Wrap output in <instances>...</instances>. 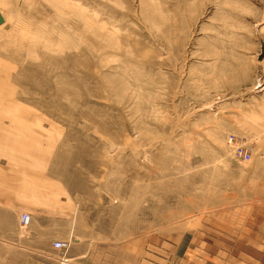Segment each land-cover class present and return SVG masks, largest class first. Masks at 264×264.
<instances>
[{
  "label": "rangeland",
  "instance_id": "rangeland-1",
  "mask_svg": "<svg viewBox=\"0 0 264 264\" xmlns=\"http://www.w3.org/2000/svg\"><path fill=\"white\" fill-rule=\"evenodd\" d=\"M0 147L87 238L264 258V0H0Z\"/></svg>",
  "mask_w": 264,
  "mask_h": 264
},
{
  "label": "crops",
  "instance_id": "crops-1",
  "mask_svg": "<svg viewBox=\"0 0 264 264\" xmlns=\"http://www.w3.org/2000/svg\"><path fill=\"white\" fill-rule=\"evenodd\" d=\"M39 177L25 184L16 177L13 185L0 177V264H264L256 255L218 259L189 231L169 249H152L144 236L120 242L92 240L83 233L86 218L78 215L70 194ZM23 212L30 217L25 227L19 221ZM55 241L68 247L56 249Z\"/></svg>",
  "mask_w": 264,
  "mask_h": 264
},
{
  "label": "built area",
  "instance_id": "built-area-1",
  "mask_svg": "<svg viewBox=\"0 0 264 264\" xmlns=\"http://www.w3.org/2000/svg\"><path fill=\"white\" fill-rule=\"evenodd\" d=\"M226 142L231 148L233 159L240 162H249L251 160L252 154L250 149L245 146L241 141H239L235 135H228L226 137ZM29 220L30 217L27 213L23 212L20 214L19 221L21 227H25L28 224ZM53 247L56 249L66 250V248L68 247V243L62 241H55L53 243Z\"/></svg>",
  "mask_w": 264,
  "mask_h": 264
}]
</instances>
